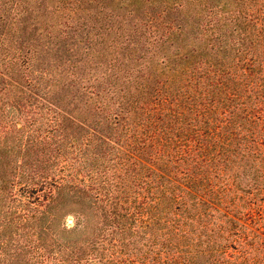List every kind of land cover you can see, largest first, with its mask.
Here are the masks:
<instances>
[{
    "label": "trees",
    "instance_id": "obj_1",
    "mask_svg": "<svg viewBox=\"0 0 264 264\" xmlns=\"http://www.w3.org/2000/svg\"><path fill=\"white\" fill-rule=\"evenodd\" d=\"M0 264H264V0H0Z\"/></svg>",
    "mask_w": 264,
    "mask_h": 264
},
{
    "label": "rangeland",
    "instance_id": "obj_2",
    "mask_svg": "<svg viewBox=\"0 0 264 264\" xmlns=\"http://www.w3.org/2000/svg\"><path fill=\"white\" fill-rule=\"evenodd\" d=\"M70 220V218H67V221H69Z\"/></svg>",
    "mask_w": 264,
    "mask_h": 264
}]
</instances>
